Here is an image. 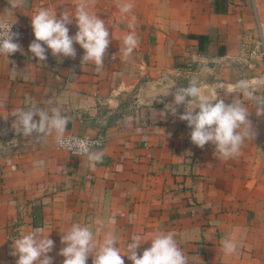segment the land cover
Instances as JSON below:
<instances>
[{
	"label": "crops",
	"instance_id": "obj_1",
	"mask_svg": "<svg viewBox=\"0 0 264 264\" xmlns=\"http://www.w3.org/2000/svg\"><path fill=\"white\" fill-rule=\"evenodd\" d=\"M81 2L109 27L102 68L82 63L77 44L74 58L50 50L46 61L31 58L35 10L52 9L59 19ZM0 15L24 32L23 54L0 56V264H16L12 240L35 228L50 233L48 255L62 264L61 237L73 223L90 226L97 239L111 232L122 252L133 235L164 231L175 233L190 264H264V116L233 87L245 80L264 97V0H23L12 13L0 0ZM68 28L78 31L74 20ZM130 32L137 46L125 57ZM194 78L226 104L244 99L255 135L238 156L218 159L214 145L195 146L179 119L185 105L170 108L175 87ZM162 80L174 87L167 96ZM28 102L59 107L69 117L65 136L104 137L94 149L102 161L89 167L85 156L59 150L54 135L17 134L12 113ZM229 238L233 254L222 249Z\"/></svg>",
	"mask_w": 264,
	"mask_h": 264
},
{
	"label": "clouds",
	"instance_id": "obj_2",
	"mask_svg": "<svg viewBox=\"0 0 264 264\" xmlns=\"http://www.w3.org/2000/svg\"><path fill=\"white\" fill-rule=\"evenodd\" d=\"M22 4L23 0H9V12H14ZM120 9L128 13L131 4L124 2ZM30 17L35 38L28 48L31 58L39 62L46 61L48 50L53 56L74 58V44H77L84 50L82 63L91 62L102 68L110 44L109 27L88 9L86 3L81 2L75 8L74 16L63 13L58 19L54 10L41 7ZM73 20L78 31L75 35H69L68 25ZM14 23L7 17L0 18V56L9 57L17 52L23 54L21 46L15 42L18 34L11 32ZM136 46L137 37L134 32H130L124 37L120 51L128 57ZM160 83L164 88V96L174 88L165 85L163 80ZM206 87L195 78L185 87H175L172 93L174 105L170 108H174L175 114L176 108L185 105L186 110L179 119L187 122L191 129L190 140L195 146L203 148L207 144L214 145V154L218 159L238 156L245 141H252L255 135L244 99H233L226 104L218 97L216 90L205 94ZM233 87L238 89V94H242L243 98L254 103L257 117L264 116V97L255 95L247 81H238ZM12 116L15 117L12 128L19 135L29 137L35 133L37 141L54 135L58 145L85 156L89 167H94L103 159L104 153L94 150L86 139L65 136L69 117L62 114L59 107L45 110L28 102L27 107L15 109ZM34 117L39 119L34 120ZM111 222L115 223L114 217ZM49 235L45 236L42 228H35L12 240L11 254L18 257L16 264H54V259L48 255L54 248V241ZM96 236L90 226L73 223L61 237L64 247L58 255L64 258L62 264H87L90 256L92 264H125V256L132 264H190L189 256L179 247L173 232H156L147 239L140 234L133 235L123 252L120 246H116L118 241L111 232L105 233L102 239ZM147 241H151L150 247L138 254L137 250ZM222 249L225 254H233L237 251V244L229 238L223 241Z\"/></svg>",
	"mask_w": 264,
	"mask_h": 264
},
{
	"label": "built area",
	"instance_id": "obj_3",
	"mask_svg": "<svg viewBox=\"0 0 264 264\" xmlns=\"http://www.w3.org/2000/svg\"><path fill=\"white\" fill-rule=\"evenodd\" d=\"M4 17L3 15H0V18ZM11 20V19H10ZM11 22L14 23V21L11 20ZM11 32L12 33H16L18 34L16 39H15V42H20L21 40H23L24 38V32H23V29L21 27L20 24L18 23H14L12 28H11ZM251 55H257V51L254 50L251 52ZM70 137H74V138H81V139H86L92 146L93 149L95 148H102L104 146V137H98L97 139H90L88 137H85V136H76V135H69ZM57 147L59 150L61 151H64L66 153H68L69 155L71 156H74V157H84L83 155H78L64 147H61L60 145L57 144Z\"/></svg>",
	"mask_w": 264,
	"mask_h": 264
}]
</instances>
